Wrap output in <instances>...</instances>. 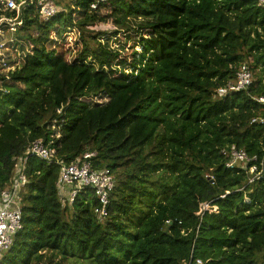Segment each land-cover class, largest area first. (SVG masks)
<instances>
[{
  "label": "trees",
  "instance_id": "1",
  "mask_svg": "<svg viewBox=\"0 0 264 264\" xmlns=\"http://www.w3.org/2000/svg\"><path fill=\"white\" fill-rule=\"evenodd\" d=\"M94 1L58 0L47 21L26 9L27 52L0 77V187L37 139L67 162L95 150L94 167L116 179L110 216L98 219L89 189L63 203L59 165L30 155L23 227L0 264H264V170L250 182L221 153L237 144L264 159V124L252 122L264 116V5ZM243 63L252 85L220 94ZM99 95L109 101L81 100Z\"/></svg>",
  "mask_w": 264,
  "mask_h": 264
},
{
  "label": "built area",
  "instance_id": "2",
  "mask_svg": "<svg viewBox=\"0 0 264 264\" xmlns=\"http://www.w3.org/2000/svg\"><path fill=\"white\" fill-rule=\"evenodd\" d=\"M109 0H95L91 7L96 9L100 4ZM260 5H264V0H259ZM34 6L44 21L58 13V7L55 0H0V29L7 30L12 35L18 33L23 25V15L26 9ZM2 31L0 30V35ZM11 38L9 43L19 41ZM6 43H0V66L8 70L4 76L8 79L9 72L14 70L9 64L7 57H2L1 48ZM254 75L247 63L239 66L236 78L230 81L226 86L219 88L220 94L229 91L247 90L253 83ZM264 104V95L255 98ZM260 121L264 124V116L254 117L252 122ZM221 153L225 158V166L234 169L242 166L249 169L252 174L250 182L259 179L263 175L264 159H260L258 155H250L243 147L237 144H230L221 149ZM33 155L48 163H56L59 165V176L57 179V188L59 196L63 203L72 204L80 192L83 190H91L97 199V205L94 207V213L100 221H104L110 216V203L112 193L115 190L116 179L110 168L98 170L94 167L93 159L97 156V151L87 150L83 154L77 156L73 161L67 162L61 159L57 150L50 143H46L43 139H37L27 148L26 153L17 161L16 174L12 183L5 188L0 187V260L3 255L9 251L14 243L15 235L23 227V208H22V191L28 182L26 174V163L28 157ZM169 222V221H168ZM195 264H204L202 260L197 259Z\"/></svg>",
  "mask_w": 264,
  "mask_h": 264
},
{
  "label": "rangeland",
  "instance_id": "3",
  "mask_svg": "<svg viewBox=\"0 0 264 264\" xmlns=\"http://www.w3.org/2000/svg\"><path fill=\"white\" fill-rule=\"evenodd\" d=\"M58 0H55L56 4ZM60 7H62V3L59 4ZM110 30V27L108 25H105V24H100L97 26L96 30H101V31H104V30ZM2 31L1 35H0V43L3 42V43H6V45H4L3 48H1V53L3 54L2 57H7V59H9V64L11 65V68H14L15 66L21 64V57L24 56V54L27 52V45H22V40H21V37H22V34H23V31H21L19 29L18 33L16 32V35H19V41L16 42V40L13 42V43H9L10 39L11 38H14V39H17L16 38V35H12L13 32H8L7 30H4V29H0ZM27 32V31H25ZM12 33V34H10ZM77 36H78V31L76 29H72L66 36L65 40H61L59 42H57V48L59 50H62L64 48V46L66 45H74V41L77 39ZM125 33L122 34V33H119L117 35L116 38H113V41H115L113 44L114 47H119V48H123L124 52L126 50H129L130 49V41H128V39H125ZM117 39V40H115ZM74 53V50H71L70 51V55H72ZM8 70H5L4 69V72H3V69H2V66H0V77L4 76V73H6ZM81 100L89 103L90 105H95V104H98V103H105L107 101H109V97L108 96H95V97H83L81 98ZM23 193V191H22ZM21 193V194H22ZM69 261H65L63 260L60 256H57L54 260L53 263L51 264H68ZM33 264H38L36 262H34ZM44 264H48V263H44ZM80 264H86V262L84 261H80Z\"/></svg>",
  "mask_w": 264,
  "mask_h": 264
}]
</instances>
